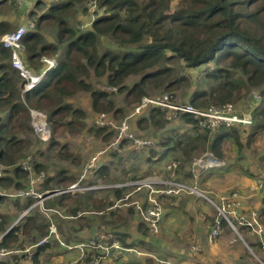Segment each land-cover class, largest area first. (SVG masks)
<instances>
[{"label": "trees", "instance_id": "obj_1", "mask_svg": "<svg viewBox=\"0 0 264 264\" xmlns=\"http://www.w3.org/2000/svg\"><path fill=\"white\" fill-rule=\"evenodd\" d=\"M7 1L0 3V37L11 31L8 18L4 17V7L9 5ZM84 2L85 0H55L46 4L40 1L35 2L33 9L27 13L28 21L34 23V28L22 39L25 48L22 58L25 65L36 71L41 67L40 56L45 55L56 57L58 66L50 72L48 79L44 78L34 90L23 97L20 94L22 82L18 84L15 79L18 75L9 63V51L0 45V164L4 167V176L9 168L14 171L12 176L7 174L1 180L2 190H9L11 187L19 189V185L14 184V179H21L24 175L26 177V173L18 166V161L24 157L26 143L29 146L30 144L23 138H17V134L30 131V110L48 112L47 123L51 136L69 134L77 127L84 128L86 115L81 109L62 104L61 101L78 91H85L92 99V110L96 112L94 116L111 114L114 125L120 123L118 121L123 109L115 107L112 101H107L108 93L95 89L87 81L89 73L104 77L106 84L117 91H125V101L132 107L148 96V88L172 92L178 83L185 80L183 75L178 79L173 78L169 65H181L185 69L205 66L201 74L204 82L191 95L187 105L200 110H207L211 106L224 107L227 104L234 106L242 98L241 87L246 83L252 89H260V100L253 112L256 125L251 134L247 135L246 143L264 129V0H177L175 3L172 0H96L100 14L98 15L99 11L95 13L96 18L88 30L79 31L71 21L75 14L74 9ZM102 39L112 42L113 48L100 47L99 41ZM236 71L244 76L243 83L233 78ZM132 76L139 79L131 87H127L126 80ZM167 112L169 113L167 109L150 107L141 114L142 117L136 124L143 130L151 126L164 129ZM67 117L66 124L59 122L61 118ZM177 117L199 131V121L203 118L181 112H177ZM110 128L113 130L109 131ZM246 128L243 127L244 130ZM202 130L203 133L197 132L186 142L177 141L170 136L164 137L158 143L162 151L155 152L150 149L153 147L145 146L150 153L147 162L155 160L158 152H161L158 154L161 159L178 150L175 152H179L180 158H174L171 162L178 161L175 173L177 172V179L183 181L189 178L187 166L196 155L203 152L207 140L211 152L221 160L226 159L231 142L238 146V150L241 149L240 142L243 139L239 135L238 126L220 125L214 130ZM89 131L107 144L116 136L113 127ZM54 144L55 140L51 137L50 146ZM33 170L39 172L43 169L35 163ZM103 172H100V176ZM136 178L135 176L132 179ZM113 192L117 199L122 197V189H114ZM262 196L259 205L261 215L264 214V193ZM169 198L174 197H160L164 200ZM170 206L176 210L173 211L175 214L183 210L179 205ZM131 209L129 208L130 212L136 213ZM253 209L256 210L255 207ZM77 210L72 213L77 215ZM166 214L169 215L170 212ZM215 219L214 216L208 217L211 228L215 225ZM101 224L113 225L107 221H102ZM18 228L20 226L12 228L1 238L0 252L4 251L2 257L5 258L0 259V264H21L28 259L32 261L33 257L28 256L23 245H15L18 241ZM222 228L230 230L225 222H222ZM137 230L143 237L146 236L144 233L149 234L144 222L137 225ZM239 230L242 233L249 232L246 227ZM35 232L39 236L47 235L48 225L38 226ZM105 232L112 233L123 247L141 251V257L130 256L131 258L121 264H159V257L153 249L154 241L150 242L151 245L142 240L127 243V236L116 229ZM171 232L173 231L170 230ZM176 232L175 230V234ZM14 246H18L17 249ZM45 246L38 247L35 251ZM255 247H260V243L257 242ZM14 251L18 253L14 254ZM194 255L188 248L186 254H180L177 260H172L173 264H188L185 260ZM34 262L35 260L32 261Z\"/></svg>", "mask_w": 264, "mask_h": 264}, {"label": "rangeland", "instance_id": "obj_2", "mask_svg": "<svg viewBox=\"0 0 264 264\" xmlns=\"http://www.w3.org/2000/svg\"><path fill=\"white\" fill-rule=\"evenodd\" d=\"M26 1V0H25ZM175 3L177 0H172ZM9 7L6 5L4 10H6V16L8 18V24L11 27V31L16 29L19 24L21 25L25 21V17H27V13L29 14L31 9L28 10V6L24 4L25 7L15 6L10 0L7 2ZM87 0H85L84 4L78 5L74 9V16L73 13L70 17V20L73 16L71 23L77 26H86L83 31L89 29L91 24V14L88 12L86 8ZM28 8V9H27ZM73 12V10H72ZM26 23V22H25ZM80 31V30H79ZM10 32V31H9ZM100 47H111L113 48V43L109 42L105 39L99 41ZM25 52H23L24 54ZM49 59H55L56 57H48ZM57 61V60H56ZM172 69V77L179 78L181 75L185 76V80L180 82L176 85L177 88L172 92H164L162 89H153L148 88L146 98H157V97H164L167 95L169 97V101L178 106L187 105V103L191 99V95L195 92L196 89L200 88L204 82L203 78H201L202 71L204 67H200L197 69H185L181 65H169ZM211 68V65H210ZM43 69L41 64V68L39 70H32L33 73L39 74ZM51 75L48 74L45 76V79ZM19 77V76H18ZM15 76L17 79L18 84L21 81L20 78ZM82 77V76H81ZM83 78V77H82ZM234 79H238L240 82H244V76L240 71H236L233 75ZM139 78L136 76L129 77L126 80V86L131 87L132 84L137 81ZM87 81L91 83V85L98 90L104 91L108 93L107 101H112L115 107H119L123 109V114L119 119L122 122L126 120L129 125L130 133L136 139H145L150 142V146L148 148L153 149V151H162V148L159 147L158 143L163 141L164 137H173L175 140L186 142L189 137L194 136L197 132L203 130L200 129L196 131L192 128L191 124L184 123L180 118H171L168 120L170 116V112L165 116V124L164 129H157L154 127H150L149 129H141L137 126L136 122L138 119L142 117L143 114L148 108L141 110L138 114L133 115L135 108L140 104L136 103L132 107H129L125 101V94L126 92L117 91L115 88H112L106 84V80L104 77H96L94 73H89ZM205 87V85H204ZM242 91V98L238 99L234 106L231 105L232 110L235 114L242 116L248 115L251 119V124L248 126L236 125L238 126V132L240 137L243 141L240 142L241 149L238 150V146L231 142L229 150L226 153V159L223 161L225 162V166L220 169H201L199 167H193V163L199 159L204 152H211L208 144V140L204 144L203 152L200 155H196L190 165L187 166V173H189V178L185 179L181 182H184L188 185H194L198 192H202L208 200L215 202V195H231L232 193H239L248 191L250 193L249 187H251L250 180L253 179L258 172L264 171V129L259 131L260 133L252 139L249 143H246L245 139L247 135H250L254 129V118L253 112L254 108L260 100V89H252L249 86H246V83L243 87H241ZM256 96V97H255ZM106 100L104 102H107ZM62 104H69L75 109H81L84 111L86 115L85 119V126L83 129L79 127L75 128L69 134H59L62 135V138L59 141H62L63 145H60L55 142L54 145L48 143V145H42L34 137V129L32 124L30 125V121L28 123L30 131L25 133L20 132L21 134H17V138H23L27 140L30 144L26 143L27 149L24 151L22 158L18 161V166L24 161L26 156H31L35 162L41 164L43 166V171L45 173V179H42V187L35 185L36 191L39 195H41V199L37 200L36 206L35 204L32 207H37L34 210L31 209L30 214L36 215L37 222L40 226H52L55 228L56 233L58 235V239L61 242H69L72 240H80V241H89L96 237L97 235H101L105 233V230H114L118 228L122 232H130L129 239H127V243H132L134 241H144L147 245H151L150 242L154 241L155 250L154 253L159 259H166L167 257H175L176 252H178V256L180 254L184 255L187 253L188 248L195 239L194 230L197 229L198 236L202 241V234L206 236L208 242V234L211 231L210 222L208 217L214 216L217 217V213L213 207V205L206 199L199 197L198 200L194 205L192 200L196 197L194 194L191 193H182L177 196H173L174 198L169 199H160V203L163 209V219L159 226V233L158 235H152L144 233L146 236L143 237L136 231V227L138 222L141 220L140 216L134 215L135 212H130L129 208L132 206L125 205L122 208H117V217H112L106 219L107 222H112L113 225L106 226L101 225L97 228L94 223H81V220H90L86 218L95 219L98 223L100 222V215L98 213H92L97 211L92 210H99L104 208L107 204H109V199H117V197L112 196L109 198L110 193L114 191V189H122V193L129 192L132 190L131 187H123V188H112L110 190L108 188H104V186H112L117 185L120 183H131L138 179H159V180H167L171 175V170L168 169L169 163L174 158H180L179 152H175L178 150H174L169 153V156L165 158H161L157 156L151 162H147L146 159L150 156L149 149L145 147H135L132 142L125 141L124 144L119 146L114 145L115 137L111 138V143H106L100 140L99 137L90 133L89 130H96L94 125L92 124L93 115L96 113L92 110V99L90 94L85 91H78L73 96L69 98H65L61 101ZM215 107V106H213ZM31 111L30 110L29 115ZM45 116V121L47 123L48 112H41ZM111 116L112 120V115ZM108 115V116H109ZM109 116V117H110ZM177 116V115H176ZM68 120L67 118H61L59 120L60 123L66 124ZM117 120V119H116ZM76 121V119L74 120ZM264 123V122H263ZM48 125V123H47ZM49 127V125H48ZM243 127H247L245 130ZM32 129V130H31ZM50 129V127H49ZM113 129H109L111 131ZM114 130H116L114 128ZM51 132V130H50ZM60 133V132H55ZM52 135V134H51ZM56 135V134H55ZM53 135L52 137H54ZM51 139V137H50ZM54 143V142H53ZM248 144V145H246ZM175 145V143H174ZM29 146V148H28ZM212 153V152H211ZM213 154V153H212ZM214 155V154H213ZM159 159V160H157ZM178 162V161H173ZM100 165L101 168L107 169V175L105 177L99 178L98 171L90 169V167H96ZM20 167V166H19ZM193 167V168H192ZM21 169V168H20ZM63 169V175L59 174L58 171ZM177 169V168H176ZM22 170V169H21ZM192 170H195L194 173ZM144 173L146 175L144 176ZM32 174L34 177L39 176L35 174L34 170L32 169ZM177 174V172L175 173ZM143 175V176H142ZM59 177L64 176L65 182L68 181L66 184L58 185L57 188L61 190V188H68L71 185L78 183L83 190H80L77 193H82L81 195L77 194L74 197L69 192H65L63 194H59L60 196L53 198V200L49 201L52 205H56L58 207H53L54 209H49L50 211H45L43 206H39L44 200V197H52L58 195V189H55L56 186H49L43 183H46L47 177ZM81 176L83 177L81 179ZM137 177L136 179H132L133 177ZM26 181L24 188L19 190L25 189L28 186L29 177L26 173ZM194 179V180H193ZM180 180V179H179ZM246 181H248L246 183ZM56 181V183H58ZM64 182V183H65ZM70 184V185H69ZM69 185V186H68ZM45 186V188L43 187ZM54 189V190H52ZM248 189V190H247ZM19 190H13L16 193ZM93 190H100L101 198H93V195H84V193L93 191ZM40 191V192H39ZM114 193V192H113ZM74 194V195H75ZM244 194V195H248ZM83 195V196H82ZM136 199L141 203V205L145 206V193H135ZM83 197V199H82ZM114 199V200H115ZM36 200V199H35ZM81 200V201H80ZM85 201L86 205L81 207L83 210H79L77 215L74 212L76 209H79L82 201ZM100 200V201H99ZM99 201V203H98ZM132 201V198L128 201L122 202L121 204H129ZM256 201H259V198L252 197L249 198V202L246 201L241 209V214L246 219L249 216L250 211L252 212L253 207L255 206ZM57 202V204L55 203ZM65 203V211L67 213H63L59 207H62V204ZM179 204L183 210L178 211L176 214L170 210L174 209L170 205ZM110 206V204H109ZM106 207L109 211L110 207ZM112 206V205H111ZM170 206V207H169ZM211 206V207H210ZM168 207V210H166ZM105 208V210H106ZM264 208V205H263ZM119 209V210H118ZM194 209L197 213V222L195 221L194 216ZM132 210V209H131ZM170 212V214H165L166 212ZM260 206L256 207L255 212L259 214L258 223L261 225L262 233L260 236L254 235L249 230L248 233H242L239 229L237 232L233 231L228 227L230 230H226L228 234L224 231L225 229L222 228V233L220 237L214 239L211 244H215L216 247H219L220 250H217L215 247L211 248L208 253V244L201 247L202 251L197 255V259L202 264H208V258L211 261H214L218 256V251L224 252L222 255L226 258V260L230 261V264H264V214H260ZM40 211L41 213H37ZM116 210H114L115 212ZM137 213V211H136ZM76 215V216H73ZM69 219H67V217ZM120 219H119V217ZM167 217V218H165ZM170 218V219H169ZM175 219V230L177 231L176 234L172 238H170V230H172V223ZM92 220V219H91ZM181 220V222H180ZM185 226L186 229H185ZM81 227V231L76 238L72 237L73 232H76L75 229ZM135 229V230H134ZM138 233V236H133V232ZM143 231V230H142ZM201 234V235H200ZM48 235V233H47ZM47 235H38L39 238L37 241L30 245L28 253L33 251L38 247H43L47 244L51 243V247L54 248V255H51L50 259L52 260L51 263H58L57 258L61 257V261L66 258L65 252L59 246L57 241L49 240L47 244L42 246H35L44 236ZM153 237V238H152ZM205 238V240H206ZM260 243V247H255L256 243ZM228 249H231L229 251ZM16 252V251H14ZM173 252V256H171ZM18 253V251L16 252ZM130 255V254H129ZM238 256L239 260L236 261L235 257ZM1 258V257H0ZM2 257L1 259H4ZM70 258V256H69ZM45 256L42 259L41 263L45 262ZM71 259V258H70ZM173 260H177V258H172ZM72 260V259H71ZM111 261V260H104ZM67 259H65L62 263L66 264ZM61 263V264H62ZM68 264V263H67ZM107 264V263H106Z\"/></svg>", "mask_w": 264, "mask_h": 264}, {"label": "built area", "instance_id": "obj_3", "mask_svg": "<svg viewBox=\"0 0 264 264\" xmlns=\"http://www.w3.org/2000/svg\"><path fill=\"white\" fill-rule=\"evenodd\" d=\"M15 6H24V0H10ZM55 0H49V3ZM86 8L91 14V23L96 18L95 13L99 10L97 9L96 0H87ZM100 11L98 12V15ZM89 26V25H87ZM86 26H77V29L83 31ZM34 28V23L32 21H26V23L19 25L13 31L7 32L0 37V45L9 51V63L12 69L17 73L22 81V87L20 89V94L23 97L24 94L34 90L45 78V76L54 71L58 63L56 59H49L45 55L40 57V62L43 66L42 71L39 74H35L32 70L27 67L23 61V52L25 50L22 43L24 35L31 29ZM159 107L162 110L167 109L170 112L168 118H176L177 112L192 114L196 117H201L199 121L200 128L214 130L220 125L226 127L229 126H248L251 124V119L248 115L239 116L235 114L232 110L231 105L227 104L224 107H209L207 110L194 109L189 105L178 106L172 104L168 97L164 96L161 98H146L141 99L140 104L135 108L133 115L138 114L141 110ZM42 115V121L35 123L36 130L37 124H41L44 130L42 134L45 137L50 138V133L47 135L48 127L45 116L43 113L37 111ZM46 127H45V125ZM92 124L96 128L103 127H113L116 130V136L114 145H121L123 140L132 142L135 147H145L150 146V142L145 139H136L129 129V125L126 120L114 125L112 120L107 114H97L93 116ZM49 128V127H48ZM50 130V129H49ZM39 131V130H38ZM34 159L31 156H26L24 161L19 165L20 168L27 173L29 177L28 186L25 189L19 190L14 194L8 195L9 197H15L19 199L32 198L39 200L41 195H39L35 189L37 182L41 180L42 176L34 177L32 174ZM225 162L221 159L216 158L211 152H204L202 156L193 163V167H199L203 169H220L225 166ZM178 166V162H172L168 165V169L171 170V175L167 180L159 179H140L131 183H125L119 185L118 187H131L132 190L122 194V197L115 199L111 205L110 210L116 208H122L125 205L132 206L136 210L142 221L147 225L148 232L152 235H157L159 232V223L163 216V209L160 203V197H173L180 195L182 193L194 194L196 198H204L206 201L210 202L216 213L217 217L215 219V225L209 234V241L212 242L214 239L220 237L222 233V222H225L231 230L237 232L241 227L248 228L252 234L260 236L262 233L261 225L258 223L259 214L255 210L250 211L248 218L246 219L241 214V209L243 206V198L239 193H232L231 195L218 196L215 202L208 200L202 192H198L196 187L192 184L191 186L181 182L177 179L175 170ZM192 167V168H193ZM96 167H90L94 169ZM195 170H192L194 173ZM4 177V167L0 164V182ZM83 177L81 176V179ZM194 180V179H193ZM83 190L78 183H75L68 187L67 189H62L60 193H77ZM251 196L262 195L264 193V171H260L256 174L251 185ZM145 193V206L143 207L140 202L134 196L135 193ZM1 194V193H0ZM132 198L129 204H121L122 202L128 201ZM1 239V238H0ZM55 240L59 246L65 251V253L73 255V264H102L104 260H118L125 254H136L142 255V253L134 248L123 247L118 239L110 232H105L101 235H97L89 241H79L76 243H65L58 239L55 228L52 224L49 226V232L47 236H44L35 246H42L47 244L49 240ZM192 253L196 254L199 252V247L197 243L190 246ZM4 255V251L0 252V257ZM159 264H171L168 261L158 260Z\"/></svg>", "mask_w": 264, "mask_h": 264}, {"label": "crops", "instance_id": "obj_4", "mask_svg": "<svg viewBox=\"0 0 264 264\" xmlns=\"http://www.w3.org/2000/svg\"><path fill=\"white\" fill-rule=\"evenodd\" d=\"M5 0H0V3H2V2H4ZM40 1H42V2H44V3H49V0H24V3H25V6L27 5L28 6V10H32L33 9V5H34V3L35 2H40ZM8 2V1H7ZM9 7V6H8ZM18 7V6H17ZM5 8V7H4ZM4 14H6V10H4ZM28 20V18L26 17L25 18V21L22 23V24H24L26 21ZM20 25V24H19ZM41 57V56H40ZM41 67H39L38 68V70L40 69ZM40 71V70H39ZM94 116V115H93ZM29 121H30V125L32 124V126H33V129H34V137H35V140H37L40 144H42V145H48V143L50 144V142H51V139L50 138H48V137H45L46 139H45V141L44 140H42L41 138H40V132L38 131V130H36V128H35V123L36 122H41L42 121V115L40 114V113H38L37 111H31L30 112V115H29ZM44 125H45V123H44ZM45 127H46V125H45ZM47 129H45V130H47V135L46 136H48V134L50 133V137H52L51 136V132H50V130H49V128L48 127H46ZM60 138H62V135H59V134H56L54 137H53V139L55 140V142L56 143H58L59 144V142H60V145H63L62 144V141L60 140L59 141V139ZM166 157H167V155H166ZM36 164H38L39 166H41V169H43V166L41 165V164H39V163H37V162H35ZM34 163V164H35ZM63 169H60V171H58V173L59 174H61V175H63L65 172L64 171H62ZM93 170H95V171H97V170H99L98 171V177L99 178H102V177H105L106 175H107V173H109V172H107V169H106V167L105 168H101V166L100 165H97L96 164V168H94ZM212 170V169H211ZM215 170V169H214ZM218 170V169H217ZM23 171V170H22ZM104 171V172H103ZM64 172V173H63ZM100 172H103L102 174H101V176H100ZM13 173H14V171H13V169L12 168H9L8 169V172L6 171L5 172V176H7V174H8V176H12L13 175ZM35 174H38V175H40V176H42L41 177V180L39 181V182H37V184H36V187L38 188V186H40V187H42V179L44 178H46L44 175H45V173L43 172V171H39V172H37V171H35ZM4 176V177H5ZM3 177V178H4ZM2 178V179H3ZM12 178V177H11ZM253 178V177H252ZM1 179V180H2ZM14 179V178H13ZM65 177L64 176H59V177H55V176H53V177H47V179H46V183H43V184H46V185H49V186H56V188L55 189H58L57 188V186L58 185H62V184H66L68 181H66L65 182ZM59 180V182L58 183H56V181H58ZM25 181H26V178H25V175H24V177L23 178H21V179H14V184H16V185H19V189H21V188H23L24 187V185H25ZM65 182V183H64ZM248 181H246V183H247ZM250 182H251V185H252V182H253V179H251L250 180ZM123 184H125V183H120V184H117V185H112V186H104V188H108V189H110V190H113L112 188H116V187H118L119 185H123ZM70 185V184H69ZM250 185V186H251ZM17 187V186H16ZM21 187V188H20ZM35 187V188H36ZM44 188H45V186H43ZM120 188V187H119ZM251 187H249V189H250ZM19 189H17V190H19ZM62 189H66V188H61V190ZM13 190H16L14 187H11L9 190H2V188H1V186H0V196L2 197V199L0 200V238H2L3 236H4V234H5V232H8L9 230H12V228H14V227H17V226H20V228H18V232H17V236H18V241L16 242V244L15 245H19V244H21V245H23L24 247H25V252H28V250H29V246L30 245H32L34 242H31V241H37L40 237L36 234V229L38 228V226H40V224L37 222V217H36V215H32V214H30V212H31V209H37V207H32V205L33 204H35V206H36V203H37V200H35V199H32V198H24V199H19V198H15V197H9L8 195H10V194H14V191ZM52 190H54V189H52ZM59 191H60V189H58ZM248 190V189H247ZM58 191V195H56V196H52V197H48V198H46V197H44V200H43V202L41 203V204H38L40 207L41 206H43V208H45L44 210L45 211H50L49 209H54L53 207H58V206H56V205H52V203H49V201H51V200H53V198H56V197H58V196H60L59 194H63V193H60ZM38 192V191H37ZM40 192V191H39ZM243 193V195L241 194V196L242 197H244L243 198V200H242V202H243V205H244V203L246 202V201H248L249 202V198H252V197H256V198H259V201H256V203H255V208L256 207H258L259 205H260V199H261V197H263L262 195H255V196H251L250 197V193H251V190H250V193L248 194V191H246V192H242ZM70 194H72V193H70ZM75 193H73L72 195L74 196V197H76V195L77 194H79V195H81L82 193H77V194H75ZM89 194H91V195H93V198H101V197H99L100 196V190H93V191H90V192H87V193H84V195H89ZM244 194H248V195H244ZM83 196V195H82ZM112 196H115V194L112 192V193H110V196H109V198H111ZM218 196H221V195H219V194H216L214 197H215V200H217V197ZM116 197V196H115ZM82 199H83V197H82ZM114 199L115 198H113V199H109V203L111 204L113 201H114ZM198 200H201V199H198V198H195L194 200H192V202H193V205L198 201ZM81 201V200H80ZM100 201V200H99ZM99 201H98V203H99ZM207 202V201H206ZM30 203H31V205H30ZM56 204H57V202H55ZM208 203V202H207ZM141 204V203H140ZM58 205V204H57ZM84 205H86V203H85V201L83 200L82 202H81V204H80V206H78V210L76 211L77 213L79 212V210H83V209H81V207H83ZM108 205V204H107ZM106 205V206H107ZM175 206L177 205H179L178 203L177 204H174ZM28 206V208L26 209V207ZM106 206L104 207V208H102V209H99V210H92V211H97V212H92V213H98L99 215H100V222L98 223L95 219H93V218H95V217H92V218H86V219H90V220H81V221H79V222H81V223H87L88 225H90V223H94V225H96V227L98 228L100 225L99 224H101L102 223V221H106V219H108V218H112V217H117L116 215H117V208L116 209H114V210H116L115 212H114V210H110L109 209V211L106 209L105 210V208H106ZM180 206V205H179ZM65 203H63L62 204V207H59L60 209H61V211L63 212V213H67L66 211H65ZM211 207V206H210ZM42 208V207H41ZM133 209V208H132ZM119 210V209H118ZM134 210V209H133ZM166 210H168V209H166ZM166 210H165V212H166ZM170 210H175V209H170ZM134 211H136V210H134ZM41 213L40 211H37V213ZM42 214V213H41ZM74 214V213H73ZM134 215L136 214V215H138V216H140L139 215V213L137 212V213H133ZM166 214V213H165ZM197 213H196V211H195V209H194V216H195V221L197 222L198 220V218H197ZM69 217L70 216H68L67 217V219H69ZM119 217V216H118ZM165 218H167V217H165ZM92 219V220H91ZM119 219H120V217H119ZM141 219V218H140ZM170 219V218H169ZM141 222H143L142 221V219L138 222V224L139 223H141ZM180 222H181V220H180ZM175 219L173 220V223H172V231L173 232H171L170 234L168 233V235H170V238H172L174 235H176L175 234ZM102 225V224H101ZM186 227L187 226H185V229H186ZM82 229H81V227H79L78 229H75V231L76 232H73V234H72V237L73 238H76L77 236H80L79 235V232L81 231ZM107 230H109V229H107ZM116 230L118 231V232H121V233H123V234H125L126 236H127V239H129L130 237H129V233L130 232H127V233H125V232H122L121 230H119L118 228H116ZM135 230V229H134ZM226 230H228L227 228H225V233L226 234H228L227 232H226ZM136 231L140 234V232L137 230V227H136ZM138 233H136L135 231L133 232V236H135V237H137L138 236ZM159 233V232H158ZM209 234H210V232H209ZM209 234H208V237H209ZM158 235V234H157ZM156 235V236H157ZM194 235H195V239H194V241L192 240V242H191V244H190V246L191 245H193L194 243H197L198 244V247H199V252L198 253H196L193 257H190V258H187L185 261H186V263H188V264H202L196 257H197V255L200 253V251H202V249H201V247L203 248V246L204 245H206V243L208 244V253H209V251L211 250V248H216L217 250H220V248L219 247H216V245L215 244H211L212 242H210L209 241V239H208V242H207V238H206V236L205 235H203L202 234V241L200 240V238H199V236H198V233H197V229L196 230H194ZM201 235V234H200ZM37 237H39V238H37ZM81 237V236H80ZM205 238H206V240H205ZM127 239H126V241H127ZM0 241H1V239H0ZM72 241H74V240H72ZM70 242V241H69ZM128 242V241H127ZM190 246H189V249H190ZM17 247L18 246H14V248L15 249H17ZM136 250H138V251H140L139 249H137V248H135ZM63 250V249H62ZM229 251H231V249H228ZM64 251V250H63ZM17 252V251H16ZM16 252H14V254H17ZM65 252V251H64ZM141 252V251H140ZM190 252H191V250H190ZM224 252H222V251H218V256H217V258L214 260V261H211L209 258H208V264H230V261H228V260H226V258L223 256L224 254H223ZM28 254V256L30 255V257L32 256L33 258H32V261H34L35 260V262L34 263H32V261L31 260H29L28 259V257H27V259H28V261L26 262V263H24L23 261L21 262V264H61L65 259H67V262H66V264L68 263V264H73V255H70V254H67V253H65V255H67L66 256V258L65 259H63L62 261H61V257H58L57 258V261H58V263H51V259H50V257H51V255H54V248L53 247H51V243L50 244H47L46 246H45V248H42V249H40L39 251H35V249L33 250V251H31L30 253H27ZM223 254V255H222ZM174 254H173V252H172V254H171V256H173ZM44 256H45V262L44 263H41L42 262V259L44 258ZM69 256H70V258L72 259H70L69 258ZM130 256H135V257H141L142 255H136V254H130V255H125V257L124 258H122L121 260H111V261H105L104 263H102V264H121V263H124V262H126L129 258H131ZM29 257V258H30ZM176 258H178L179 256H178V252H176V256H175ZM173 257H170L169 258V260H164V261H168L169 263H171V264H173V259H172ZM1 259V258H0ZM171 259V260H170ZM157 260H160V259H157ZM235 260L236 261H238L239 260V258H238V256L236 255V257H235ZM171 261V262H170ZM9 264H12V263H9ZM63 264V263H62Z\"/></svg>", "mask_w": 264, "mask_h": 264}, {"label": "bare ground", "instance_id": "obj_5", "mask_svg": "<svg viewBox=\"0 0 264 264\" xmlns=\"http://www.w3.org/2000/svg\"><path fill=\"white\" fill-rule=\"evenodd\" d=\"M255 97H256V96H255ZM36 127H37V129L39 130V132H40V138H41V139H44V136H43V134H42V130H44V128L42 127L41 124H37Z\"/></svg>", "mask_w": 264, "mask_h": 264}, {"label": "water", "instance_id": "obj_6", "mask_svg": "<svg viewBox=\"0 0 264 264\" xmlns=\"http://www.w3.org/2000/svg\"><path fill=\"white\" fill-rule=\"evenodd\" d=\"M6 233V232H5Z\"/></svg>", "mask_w": 264, "mask_h": 264}]
</instances>
